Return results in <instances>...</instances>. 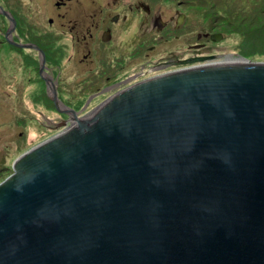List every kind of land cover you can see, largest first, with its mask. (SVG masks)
I'll list each match as a JSON object with an SVG mask.
<instances>
[{
    "label": "water",
    "instance_id": "water-1",
    "mask_svg": "<svg viewBox=\"0 0 264 264\" xmlns=\"http://www.w3.org/2000/svg\"><path fill=\"white\" fill-rule=\"evenodd\" d=\"M62 113L0 179V264H264V63L143 67Z\"/></svg>",
    "mask_w": 264,
    "mask_h": 264
},
{
    "label": "rangeland",
    "instance_id": "rangeland-1",
    "mask_svg": "<svg viewBox=\"0 0 264 264\" xmlns=\"http://www.w3.org/2000/svg\"><path fill=\"white\" fill-rule=\"evenodd\" d=\"M5 1L0 0L1 8H5ZM132 1L133 11L127 8L123 13L122 10H125ZM200 1L119 0L114 3L115 1L112 0H104L102 2L103 11L110 14L117 13L122 19L121 25L110 30L112 41H117L120 44L121 53L127 51L134 55L132 60H125L126 57H123V68L116 72H119V77L122 78L139 70L140 64L149 62V58L155 61L165 57L167 53L174 54L178 48H184L186 51L187 46L194 42L191 39L189 43L176 40L164 43L161 39L162 33L157 34V30H152L150 33L148 28L142 24V19L145 17L143 10L145 6L154 10L152 15L155 16L159 12L166 17H174L176 11L184 12L186 21L188 19L190 24L189 27L185 26L178 32L182 36L187 35L190 30L197 31L196 26L201 32L212 30L215 33H220L222 38L219 41L210 42L211 44L207 45L206 50H201V54L216 55L213 61L221 62L224 57L234 54L233 57L242 55L251 62L264 63V0ZM113 4L117 6L115 7ZM10 5L15 10L20 32L24 28L26 31L30 27L38 28L39 32L27 34L30 40L35 39L40 45L45 44L46 56L57 51L55 74L64 77L69 88H75L92 75L90 69L95 70V68L90 62L95 56L94 52L103 46L98 40L99 35L98 38H95L94 33L93 40L87 38L84 42L88 43L87 48L82 42L73 44L74 39L69 33L64 36L57 27H51L48 23L49 19L54 17L53 0H20V2L10 0ZM223 11H227L228 14L222 13ZM127 17L131 18L124 24L128 27H122V22ZM163 20L169 22L168 19ZM173 22L174 20L171 25ZM5 23L0 14V179L12 169V163L23 153L32 149L51 129L54 122H57L63 115L52 104L46 91L45 82L38 74V67L41 63L38 54L27 49L28 47L22 50L7 44L3 38L7 27ZM147 24L149 25V21ZM172 34L171 31L167 35ZM15 40L25 43L23 39ZM205 43L209 42L205 41ZM112 45L114 42L104 46L106 60H112L114 57L108 52L109 46ZM150 47H154L152 52L149 50ZM88 48L91 50L92 58L81 63L83 61L81 55L83 52L86 53ZM116 55L119 56L118 52ZM96 60L98 62V58ZM46 61L45 59L41 71L44 69L50 73ZM57 95V99L60 97L66 104L72 99V91L69 90L58 92ZM91 95L89 90H85L74 100L81 102ZM70 106L73 107V104ZM32 131L33 135H31Z\"/></svg>",
    "mask_w": 264,
    "mask_h": 264
},
{
    "label": "flooded vegetation",
    "instance_id": "flooded-vegetation-1",
    "mask_svg": "<svg viewBox=\"0 0 264 264\" xmlns=\"http://www.w3.org/2000/svg\"><path fill=\"white\" fill-rule=\"evenodd\" d=\"M18 1L20 2V0ZM103 1L104 0H53L54 17L50 18L48 21L51 27H57L59 31L63 33L62 35L64 36L70 34L72 39H74L73 44L82 42L87 48L88 43L84 42H86L87 38L93 40L95 33V38H98L99 35L98 40L103 45L101 48H98V50L94 52L95 56L92 62H90L95 68V70L90 69V73L92 72V75L83 80L75 88H69V85L65 82V78L62 76H57L55 74L54 66L57 62V51L55 50L53 53L46 56L44 51L45 44L40 45L38 41H36L35 39L30 40V38L27 36L28 33L39 32L38 28L30 27L28 31H26V29L24 28L23 31L20 32V29L18 28L19 25L14 13L15 10L12 9L10 5V0H6L4 2L5 8L2 7L3 9L2 11H0L1 16H3L4 18V23L6 22L5 24H7L3 35L4 41H6L7 44L16 46L22 50H25V48L28 47L27 49L33 50L38 54L39 62H41L38 67V74L41 79L45 82L46 91L51 99L52 104L61 113L72 108V106H70L71 104H73V106L78 104L79 101H75L74 99L75 97L80 95V93L82 94L85 90H89L92 94H94L106 85L120 79L118 75L119 72H116L123 68V57H126L125 60H132L134 58L132 52L127 53L126 51L125 53H121L122 47L120 46V44L117 41H112L113 37L110 30H113L115 26L121 25L120 22L122 21V19H120V15L117 13L110 14L109 12L106 13L105 10L103 11ZM112 1H115L114 3H117L119 0ZM113 5L115 7L117 6L116 4ZM127 8L133 11V1L128 4L126 9L122 10V12L125 13ZM143 10L145 12V17L142 19V24H144L143 26L148 28L149 32L152 30H157V34L162 33L161 39L164 41V43H167L170 40L184 42L188 41L189 43L191 39H193L194 42L187 46L186 51L184 48H178L175 51L176 54L167 53L165 57L158 58L155 61H152V58H149V60L146 59L149 62L141 63L139 69L150 66L208 64L213 60L198 62L196 61V59L216 57V55L201 54V50H206L207 45L209 46V44L215 42V38L217 39L218 35H220L222 38V35L220 33H215L212 30H208L207 32H201L199 30V27L196 26L195 29H197V31L193 29L190 30L187 35L182 36L178 34V32H180L185 26L189 27L190 24L188 19L186 21V17L183 14L184 12L176 11V15L174 17H166L159 12L157 16L152 15V12L154 10H152L149 6L143 7ZM161 15L164 16L162 17L163 19H168L169 22L163 20L160 17ZM130 20V17L125 18L122 22V27H128L124 26V24L129 22ZM173 20L174 22L171 25V22ZM148 21L149 25L147 24ZM18 30L19 33H17ZM171 31L173 32V34L167 35ZM146 33L149 35L148 32ZM167 36H169V38H167ZM15 39H23L25 43H20ZM205 41L209 43L207 44L205 43ZM112 42H114V45L109 46L108 52L114 55V57L112 60H106V51L104 49V46L111 44ZM153 48L154 47H150L149 50L152 52ZM117 52L119 56L116 55ZM89 58H92V53L91 50L88 48L86 53L83 52V54L81 55V59H83L81 63L85 62ZM97 58L98 62L96 60ZM45 59L47 60L46 62L49 65L50 73L47 72L48 70L44 71V69L43 71H41L42 64L44 63ZM66 90L72 91V99L67 101L68 104L64 103L60 97L56 100V102L53 100V97L56 96L58 92L61 93L62 91ZM55 123L56 122H54V124Z\"/></svg>",
    "mask_w": 264,
    "mask_h": 264
},
{
    "label": "bare ground",
    "instance_id": "bare-ground-1",
    "mask_svg": "<svg viewBox=\"0 0 264 264\" xmlns=\"http://www.w3.org/2000/svg\"><path fill=\"white\" fill-rule=\"evenodd\" d=\"M233 56L231 55V56H227V57H224L221 61H237V60H241V58L240 57H233ZM31 135H33V131H32V134Z\"/></svg>",
    "mask_w": 264,
    "mask_h": 264
},
{
    "label": "trees",
    "instance_id": "trees-1",
    "mask_svg": "<svg viewBox=\"0 0 264 264\" xmlns=\"http://www.w3.org/2000/svg\"><path fill=\"white\" fill-rule=\"evenodd\" d=\"M200 1V0H199ZM200 3H202V1H200ZM222 13H227L228 14V12L227 11H223ZM242 56V55H241ZM244 58H246V57H244Z\"/></svg>",
    "mask_w": 264,
    "mask_h": 264
}]
</instances>
